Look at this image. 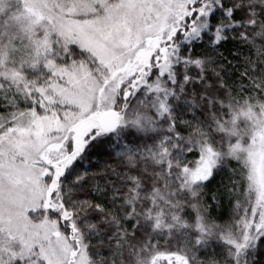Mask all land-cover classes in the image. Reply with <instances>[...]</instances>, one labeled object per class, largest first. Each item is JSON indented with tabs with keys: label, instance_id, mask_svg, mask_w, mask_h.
Returning a JSON list of instances; mask_svg holds the SVG:
<instances>
[{
	"label": "snow or ice",
	"instance_id": "6c2138e0",
	"mask_svg": "<svg viewBox=\"0 0 264 264\" xmlns=\"http://www.w3.org/2000/svg\"><path fill=\"white\" fill-rule=\"evenodd\" d=\"M0 264H264V0H0Z\"/></svg>",
	"mask_w": 264,
	"mask_h": 264
},
{
	"label": "trees",
	"instance_id": "16d2710c",
	"mask_svg": "<svg viewBox=\"0 0 264 264\" xmlns=\"http://www.w3.org/2000/svg\"><path fill=\"white\" fill-rule=\"evenodd\" d=\"M234 45H226V49L233 48ZM241 53H244L246 50L241 47L239 49ZM225 55H228V52L225 50ZM229 59H231V56H229ZM236 63V68H240V62H234ZM240 80V73L237 70H233L231 77L228 78V85L229 88L235 92L236 88L239 87L238 81ZM237 163L232 161L229 163L228 168L229 169H237ZM233 173L229 171L228 169L224 170L219 176H217L214 181L210 184V194L216 193L220 199V207L217 208L214 212V218L217 220L223 222L230 219V216L232 214V201L231 197L227 195L228 193V183H229V177L232 176Z\"/></svg>",
	"mask_w": 264,
	"mask_h": 264
}]
</instances>
